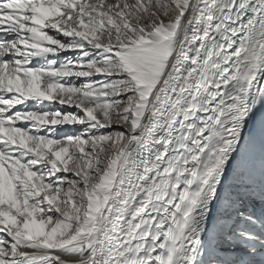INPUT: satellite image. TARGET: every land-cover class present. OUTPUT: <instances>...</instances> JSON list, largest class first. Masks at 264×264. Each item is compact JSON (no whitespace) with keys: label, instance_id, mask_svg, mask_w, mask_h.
Here are the masks:
<instances>
[{"label":"snow or ice","instance_id":"6c2138e0","mask_svg":"<svg viewBox=\"0 0 264 264\" xmlns=\"http://www.w3.org/2000/svg\"><path fill=\"white\" fill-rule=\"evenodd\" d=\"M0 264H264V0H0Z\"/></svg>","mask_w":264,"mask_h":264}]
</instances>
